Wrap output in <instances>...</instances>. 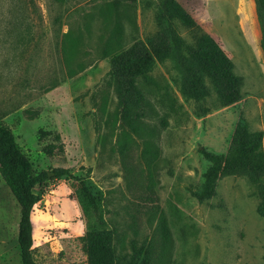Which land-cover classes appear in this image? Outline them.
<instances>
[{"label":"rangeland","instance_id":"obj_1","mask_svg":"<svg viewBox=\"0 0 264 264\" xmlns=\"http://www.w3.org/2000/svg\"><path fill=\"white\" fill-rule=\"evenodd\" d=\"M161 3L0 0V124L32 174L52 178L35 190L42 196L31 213L37 264H88L87 233L113 229L117 264H129L134 248L158 242L160 213L170 245L161 263L155 247L150 264H264V216L250 177L220 179L201 204L194 197L210 165L201 151L225 153L240 118L264 134L256 0H174L194 23L174 18L179 37L190 46L199 33L219 40L242 77V97L222 106L205 78L204 99L187 100L173 62H156L139 80L152 111L137 136L121 122L102 49L116 24L121 50L154 35ZM61 170L65 176L53 178ZM19 212L0 177V264H21Z\"/></svg>","mask_w":264,"mask_h":264},{"label":"trees","instance_id":"obj_2","mask_svg":"<svg viewBox=\"0 0 264 264\" xmlns=\"http://www.w3.org/2000/svg\"><path fill=\"white\" fill-rule=\"evenodd\" d=\"M256 4L262 24L261 49L264 54V0H256ZM174 18L194 27V23L185 18L182 9L174 4V0H162L157 15L159 30L154 35L145 42L136 41L127 49L121 50L122 30L116 24L102 49L103 58L110 59V73L115 80L114 88L121 109V122L137 136L145 135L138 122L149 117L148 111H152L139 80L153 70L156 62H173L180 75V92L187 100L199 102L204 99L205 78L211 82L222 106L234 105L242 97V77L235 74L233 63L222 49L219 40L211 35L199 33L195 35L194 45L190 46L179 37L172 22ZM263 136L260 131L249 132L246 123L240 118L230 136L225 153L201 151L210 165L203 174L199 190L194 192L196 201L201 204L210 199L220 179L246 176L255 184V194L260 199L258 212L264 216V155L261 150ZM126 171L129 177L133 175L131 170ZM65 174L63 170L55 171L53 178H60ZM0 177L20 209L17 243L21 264H37L32 255L31 213L34 206L41 202L42 196L35 190L52 178L48 172L32 174L30 163L16 144L11 130L2 124ZM87 195L95 208L93 198L88 193ZM157 226L158 242H147L140 248H134L129 264H150L155 247H160L156 259L159 263L162 262L170 245V237L161 213L157 217ZM113 236L114 229L87 233L84 241L88 264H117L119 257L115 254Z\"/></svg>","mask_w":264,"mask_h":264},{"label":"water","instance_id":"obj_3","mask_svg":"<svg viewBox=\"0 0 264 264\" xmlns=\"http://www.w3.org/2000/svg\"><path fill=\"white\" fill-rule=\"evenodd\" d=\"M50 175V174H49Z\"/></svg>","mask_w":264,"mask_h":264}]
</instances>
